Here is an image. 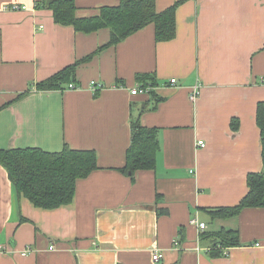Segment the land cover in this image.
<instances>
[{
	"label": "crops",
	"instance_id": "obj_1",
	"mask_svg": "<svg viewBox=\"0 0 264 264\" xmlns=\"http://www.w3.org/2000/svg\"><path fill=\"white\" fill-rule=\"evenodd\" d=\"M39 1L0 0V150L67 145L93 151L97 168L77 180L71 204L43 210L17 195L0 165V264H264L263 208L207 212L236 206L247 175L264 172L255 121L264 0H155L157 12L177 4L174 38L157 42L148 25L112 46L109 30L56 24ZM119 2L75 0L76 17ZM11 4L29 9L3 10ZM76 62L81 89L35 90ZM138 75L150 93L130 94ZM135 119L157 131L159 149L152 170L130 176L122 170ZM220 230L237 231L241 246L215 256L206 236Z\"/></svg>",
	"mask_w": 264,
	"mask_h": 264
},
{
	"label": "trees",
	"instance_id": "obj_2",
	"mask_svg": "<svg viewBox=\"0 0 264 264\" xmlns=\"http://www.w3.org/2000/svg\"><path fill=\"white\" fill-rule=\"evenodd\" d=\"M34 7L50 10L56 24L70 26L77 32L109 30V46L121 43L148 25H153L157 42L173 39L176 31L177 4L157 12L155 0H120L117 6L102 7L97 16L90 18L76 17L75 0H41ZM78 65L79 62L69 65L37 83L35 90L63 91L74 82ZM136 80L142 85L148 84L146 75H138ZM24 94L16 96L12 102ZM255 121L264 169V101L256 105ZM230 127L237 131L238 121L232 120ZM158 149L157 131L142 126L140 120L135 119L131 124V143L122 171L133 176L137 171L152 170ZM0 165L6 170L17 195L25 197L36 208L51 210L72 203L77 180L97 168V158L93 151L73 150L65 145L60 152H46L39 148L0 150ZM246 185L248 192L236 206L207 212L213 218H228L237 216L246 208L264 209V172L249 173ZM206 238L210 239L211 252L215 256L222 255V250L241 246L238 232L233 230H220L208 234Z\"/></svg>",
	"mask_w": 264,
	"mask_h": 264
},
{
	"label": "built area",
	"instance_id": "obj_3",
	"mask_svg": "<svg viewBox=\"0 0 264 264\" xmlns=\"http://www.w3.org/2000/svg\"><path fill=\"white\" fill-rule=\"evenodd\" d=\"M29 8L26 5H18V4H11V5H7L5 7H3V10H7V11H26ZM169 84L171 86H174L177 84L176 79H171L169 81ZM103 85H101L100 83H96V82H90L89 84V89L91 92L98 93L99 91L103 90ZM66 89L68 90H79L81 89L80 86H76L73 84H69ZM151 91V86L150 85H142V84H137L135 85V87L133 89H131L130 94L131 95H137V94H148ZM200 95V87L199 86H195L192 89V92L190 94V100L195 101ZM197 145L199 146H203L204 143L202 141H198ZM199 229L203 230L205 228V225L203 223H199L198 224ZM255 247H259V243H255L254 244ZM53 247H50V249H52ZM27 251H24L22 253V255H25ZM153 260L157 261L159 258H161V255L159 254H155L153 255Z\"/></svg>",
	"mask_w": 264,
	"mask_h": 264
}]
</instances>
